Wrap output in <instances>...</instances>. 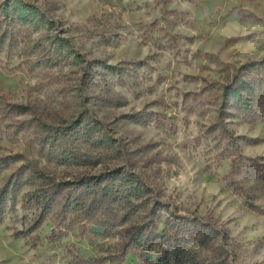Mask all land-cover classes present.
Instances as JSON below:
<instances>
[{
  "label": "rangeland",
  "instance_id": "374dc122",
  "mask_svg": "<svg viewBox=\"0 0 264 264\" xmlns=\"http://www.w3.org/2000/svg\"><path fill=\"white\" fill-rule=\"evenodd\" d=\"M5 1L0 264H158L170 219L192 226L180 264H264V0ZM78 118L116 157L40 146ZM112 168L146 186L134 206H92L86 184ZM143 223L150 258L131 245Z\"/></svg>",
  "mask_w": 264,
  "mask_h": 264
},
{
  "label": "trees",
  "instance_id": "16d2710c",
  "mask_svg": "<svg viewBox=\"0 0 264 264\" xmlns=\"http://www.w3.org/2000/svg\"><path fill=\"white\" fill-rule=\"evenodd\" d=\"M23 6L20 0H6L4 2L5 13H13L19 7ZM33 13V11H31ZM19 18L27 19V17ZM65 38H57L52 41L55 48L63 47ZM110 130L99 119H83L78 118L74 123L66 128L56 129L54 135L49 138H42L40 146L48 149V152L58 159L74 161L83 164H101L116 157L115 138L110 134ZM49 143L50 147H47ZM52 146V147H51ZM47 147V148H46ZM107 172V173H106ZM102 176L97 177L92 184L88 181L86 184L88 190L94 193L92 202L93 207H103L108 209V202L113 203L114 200L120 199L126 205L134 206V200L139 199L147 191L146 186L139 180L131 178L133 174L128 171H121L120 168H112L106 171ZM32 177H42L40 170H33ZM104 175V176H103ZM92 179V178H91ZM94 179V178H93ZM46 195V194H45ZM114 197H117L116 199ZM53 197H49V203H52ZM128 206V207H129ZM180 220L170 219L167 221V233L163 234V243L161 246L165 253V257L156 256L155 260L158 264H180V251L182 253H191L185 241L182 228L192 229V226ZM147 223L138 224L135 236L131 239V245L145 251V256L150 258L151 252L154 250V234L151 230L146 231ZM158 229V228H156ZM155 229V230H156ZM174 255V256H173Z\"/></svg>",
  "mask_w": 264,
  "mask_h": 264
}]
</instances>
